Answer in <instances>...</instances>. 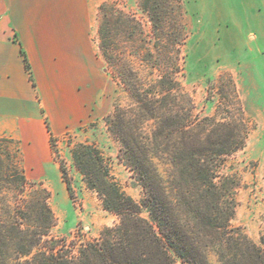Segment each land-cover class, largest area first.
Instances as JSON below:
<instances>
[{"label":"trees","instance_id":"1","mask_svg":"<svg viewBox=\"0 0 264 264\" xmlns=\"http://www.w3.org/2000/svg\"><path fill=\"white\" fill-rule=\"evenodd\" d=\"M138 5L150 23L148 32L116 1L101 3L97 45L128 97L104 122L119 142L118 159L141 187V198L121 188L96 144L74 143V167L118 222L93 239L53 237L50 192L27 178L19 142L1 135L0 264H175V257L187 264H264V231L254 241L231 225L240 182L223 170L250 130L235 85L228 78L226 89L219 88L213 114L195 113L192 96L178 80L187 38L182 0H138ZM45 123L53 149L56 138ZM59 167L71 196L62 161Z\"/></svg>","mask_w":264,"mask_h":264},{"label":"rangeland","instance_id":"2","mask_svg":"<svg viewBox=\"0 0 264 264\" xmlns=\"http://www.w3.org/2000/svg\"><path fill=\"white\" fill-rule=\"evenodd\" d=\"M110 1H116L123 11L134 13L145 32L149 31L150 23L138 0L106 2ZM182 7L187 38L178 80L192 96L195 113L213 114L220 103L218 90L226 89L230 78L250 123L243 148L228 158L223 171L235 174L240 182L234 193L236 207L231 225L240 226L258 241L264 231V0H182ZM97 25L96 12L94 87L86 93L88 116L75 130L55 137L53 149L50 145L54 164L45 173L28 170L26 174L50 192L48 203L56 218L50 235L56 238L93 239L104 227L118 222L116 215L102 207L96 193L86 187L74 167L70 153L74 143L96 144L121 188L135 200L142 196L132 173L118 159L119 142L104 122L116 104H127L128 97L113 81L99 53ZM135 67L146 72L137 62ZM59 161L67 170L71 196L62 180ZM210 260L214 261L213 255ZM175 264L187 263L175 257Z\"/></svg>","mask_w":264,"mask_h":264},{"label":"crops","instance_id":"3","mask_svg":"<svg viewBox=\"0 0 264 264\" xmlns=\"http://www.w3.org/2000/svg\"><path fill=\"white\" fill-rule=\"evenodd\" d=\"M106 1L0 0V136L19 142L25 174L54 164L45 119L60 138L88 116L95 15Z\"/></svg>","mask_w":264,"mask_h":264}]
</instances>
